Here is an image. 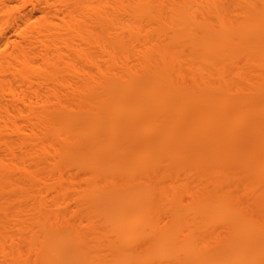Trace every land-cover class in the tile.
Instances as JSON below:
<instances>
[{
	"label": "bare ground",
	"instance_id": "bare-ground-1",
	"mask_svg": "<svg viewBox=\"0 0 264 264\" xmlns=\"http://www.w3.org/2000/svg\"><path fill=\"white\" fill-rule=\"evenodd\" d=\"M39 3L0 14V264H264V0Z\"/></svg>",
	"mask_w": 264,
	"mask_h": 264
},
{
	"label": "rangeland",
	"instance_id": "rangeland-1",
	"mask_svg": "<svg viewBox=\"0 0 264 264\" xmlns=\"http://www.w3.org/2000/svg\"><path fill=\"white\" fill-rule=\"evenodd\" d=\"M36 1L37 0H11V3H8V8L1 10L0 14L6 15L5 20L8 22V24H10V30L8 33L9 45H11L12 38L13 40L14 39L19 40L18 36H15L16 33L13 31V28L11 29V26L17 27L18 25H21L24 28L26 23L28 24V22L31 23L39 20L42 14L41 11L44 12L42 8L47 10L45 5L44 7H42L43 6L42 4H44V2L40 5L39 2H41L42 0L39 1L38 3ZM7 15H9V17H7ZM3 21L1 23L3 24L4 27H6L7 22H3ZM4 42L5 41L1 40L0 38L1 50H3L5 47Z\"/></svg>",
	"mask_w": 264,
	"mask_h": 264
}]
</instances>
